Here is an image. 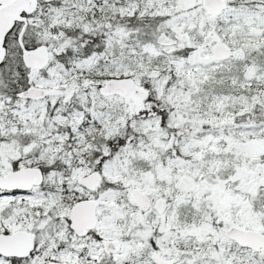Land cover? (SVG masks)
Here are the masks:
<instances>
[{
	"label": "snow or ice",
	"instance_id": "1",
	"mask_svg": "<svg viewBox=\"0 0 264 264\" xmlns=\"http://www.w3.org/2000/svg\"><path fill=\"white\" fill-rule=\"evenodd\" d=\"M0 264H264V0H0Z\"/></svg>",
	"mask_w": 264,
	"mask_h": 264
}]
</instances>
